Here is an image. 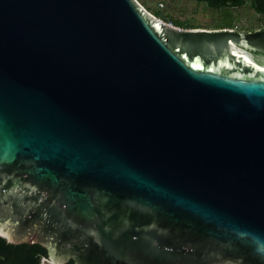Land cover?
Returning a JSON list of instances; mask_svg holds the SVG:
<instances>
[{
  "label": "water",
  "instance_id": "1",
  "mask_svg": "<svg viewBox=\"0 0 264 264\" xmlns=\"http://www.w3.org/2000/svg\"><path fill=\"white\" fill-rule=\"evenodd\" d=\"M263 41L0 0V236L58 264H264V65L232 52Z\"/></svg>",
  "mask_w": 264,
  "mask_h": 264
},
{
  "label": "rangeland",
  "instance_id": "2",
  "mask_svg": "<svg viewBox=\"0 0 264 264\" xmlns=\"http://www.w3.org/2000/svg\"><path fill=\"white\" fill-rule=\"evenodd\" d=\"M148 11L161 20L175 25L180 19L192 26L207 29H224L233 27L241 32L264 27V14L257 12L251 0L242 6H223L213 8L197 0H138ZM200 28V27H198ZM250 55L264 65V54L251 52ZM40 264H52L46 258ZM54 264V263H53ZM58 264V263H55Z\"/></svg>",
  "mask_w": 264,
  "mask_h": 264
},
{
  "label": "trees",
  "instance_id": "3",
  "mask_svg": "<svg viewBox=\"0 0 264 264\" xmlns=\"http://www.w3.org/2000/svg\"><path fill=\"white\" fill-rule=\"evenodd\" d=\"M204 2L213 8L223 6H242L247 0H197ZM253 8L264 14V0H251ZM181 27H201L186 24L177 19L174 23ZM233 28V27H230ZM77 246V244H75ZM79 246V245H78ZM82 249V248H81ZM43 255H48L47 249L38 243H11L0 236V264H40ZM95 258V257H93ZM97 259V258H96ZM98 261V260H97ZM69 264H72L70 262Z\"/></svg>",
  "mask_w": 264,
  "mask_h": 264
},
{
  "label": "flooded vegetation",
  "instance_id": "4",
  "mask_svg": "<svg viewBox=\"0 0 264 264\" xmlns=\"http://www.w3.org/2000/svg\"><path fill=\"white\" fill-rule=\"evenodd\" d=\"M260 29H264V27H263V28H260ZM254 45L256 46L257 49L248 48V50H249L250 53H251V52H256V51H257L258 53L264 54L263 52H261V51L258 49L259 47L264 48V41H263V43H260V45H259V44H254ZM17 244H18V243H17ZM29 244H31V243H29ZM73 248H74V250H76V251H77V250H80V251H81V257L84 258V259H87V257L85 258V256H84V250L81 249L80 246H78V245H77V246L74 245ZM42 258H46L47 260H49V259H48V255H46V256L43 255ZM42 258H41V259H42ZM87 260H90V261H91L90 264H93V263H96V262H97V259H96V258H93V257H91V259L88 258ZM49 262L52 263V264L54 263V262H51L50 260H49ZM70 262H72V264H74L73 259H70L69 261H67L66 264H69ZM54 264H55V263H54Z\"/></svg>",
  "mask_w": 264,
  "mask_h": 264
},
{
  "label": "bare ground",
  "instance_id": "5",
  "mask_svg": "<svg viewBox=\"0 0 264 264\" xmlns=\"http://www.w3.org/2000/svg\"><path fill=\"white\" fill-rule=\"evenodd\" d=\"M160 19V18H159ZM161 20V19H160ZM162 21V20H161ZM198 28V27H197ZM233 53H238L240 55H243L245 59L252 60L256 63H258L251 55L250 53H246L243 50H241L239 47L237 49H232ZM262 64V63H261Z\"/></svg>",
  "mask_w": 264,
  "mask_h": 264
},
{
  "label": "built area",
  "instance_id": "6",
  "mask_svg": "<svg viewBox=\"0 0 264 264\" xmlns=\"http://www.w3.org/2000/svg\"><path fill=\"white\" fill-rule=\"evenodd\" d=\"M172 24V23H171Z\"/></svg>",
  "mask_w": 264,
  "mask_h": 264
}]
</instances>
